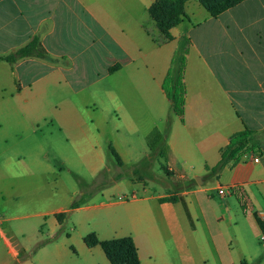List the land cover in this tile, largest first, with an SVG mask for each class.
Wrapping results in <instances>:
<instances>
[{
    "label": "crops",
    "instance_id": "crops-1",
    "mask_svg": "<svg viewBox=\"0 0 264 264\" xmlns=\"http://www.w3.org/2000/svg\"><path fill=\"white\" fill-rule=\"evenodd\" d=\"M155 1L0 0V56L34 38L48 56L0 60V264H111L89 233L131 237L140 264H264V0L216 16L189 0L170 40ZM183 38L181 122L161 84ZM167 121L154 179L147 139ZM242 130L252 155L210 172ZM108 145L129 177L71 208L73 174L112 169Z\"/></svg>",
    "mask_w": 264,
    "mask_h": 264
},
{
    "label": "trees",
    "instance_id": "trees-1",
    "mask_svg": "<svg viewBox=\"0 0 264 264\" xmlns=\"http://www.w3.org/2000/svg\"><path fill=\"white\" fill-rule=\"evenodd\" d=\"M187 1L189 0H156L148 8L149 16L155 23L156 29L166 39L170 40L172 38L169 32L170 29L180 23L182 18L185 16L184 9ZM239 1L240 0H199L201 5L211 16L218 15ZM183 39L186 41L185 38ZM186 53L187 45L185 47L178 45L177 49L173 53L170 66L161 84L165 96L170 102L172 111L180 118L181 122L183 121V107L186 94V88L183 81ZM27 56L48 57L38 39L34 38L27 45L17 49L16 51L8 55L0 56V60L12 62ZM115 67L111 68V70ZM169 128L170 122L167 121L163 132L156 129L151 132L147 139V145L150 153L156 154L160 157H165V153L167 151L165 133L168 132ZM249 139L250 132L248 130H242L232 134L228 143L220 150V159L218 163L209 169L210 172L218 173L227 164L238 161L239 154L249 142ZM107 153L113 157L116 164L121 165L120 157L111 145L107 146ZM161 168L167 172L165 165L161 164ZM121 177V173L116 175L117 179ZM103 185L104 184H98L97 188H101ZM176 200L177 198L175 196L160 199V201L170 202H174ZM79 205L80 203L75 200L71 203V208H76ZM65 216L66 213L63 212L55 214L58 222H61ZM84 242L89 247L99 244L111 264H140L137 255V248L133 239L129 236L99 241L94 233H89L84 237Z\"/></svg>",
    "mask_w": 264,
    "mask_h": 264
},
{
    "label": "rangeland",
    "instance_id": "rangeland-1",
    "mask_svg": "<svg viewBox=\"0 0 264 264\" xmlns=\"http://www.w3.org/2000/svg\"><path fill=\"white\" fill-rule=\"evenodd\" d=\"M186 44L187 43L186 41H184V39H180L179 45H181L182 47H185ZM165 160H166L165 158L156 157L154 161L152 160L149 162V165H150L149 170L151 173V177L153 176L154 179H157V178L159 179V178L166 176L165 172L161 170L160 168H158V162H162V164L166 166L167 162H165ZM108 165L109 167H112L110 172L107 173L104 171L103 173L99 175V177H96V178H90V176L87 174H83V176L79 175L78 173H75L76 175L73 174L75 177L74 182H75L76 188L79 189L81 192H83L82 194L77 195L74 201L76 200L80 204L84 202H92L97 197L100 190L102 189L100 187L97 188L98 184H104L103 186L110 184L111 179H113L118 174V171L121 172L123 178L129 177L127 172H128V169L131 168L130 165H126L123 168L118 169L116 166L117 164L115 163V161L113 160L111 156H109ZM66 217H68V214H66ZM68 230L69 229L67 226L64 227V232Z\"/></svg>",
    "mask_w": 264,
    "mask_h": 264
},
{
    "label": "built area",
    "instance_id": "built-area-1",
    "mask_svg": "<svg viewBox=\"0 0 264 264\" xmlns=\"http://www.w3.org/2000/svg\"><path fill=\"white\" fill-rule=\"evenodd\" d=\"M248 153H250L251 155H252V153L251 152H249V151H246V146L242 149V151L240 152V154H239V158L240 157H245V156H247L248 155ZM259 156L258 155H256V156H254L253 158H252V161H254V162H257V161H259ZM231 189H237V186H232L231 187ZM218 192L220 193V194H222L223 192H224V190H223V188H219L218 189ZM1 215H0V221H1ZM260 241L262 242V243H264V235L262 234L261 236H260Z\"/></svg>",
    "mask_w": 264,
    "mask_h": 264
}]
</instances>
